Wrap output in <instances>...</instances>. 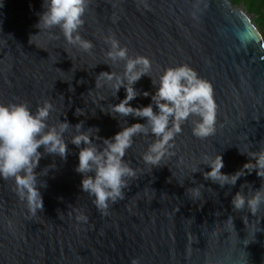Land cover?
Returning <instances> with one entry per match:
<instances>
[{
    "label": "water",
    "instance_id": "obj_1",
    "mask_svg": "<svg viewBox=\"0 0 264 264\" xmlns=\"http://www.w3.org/2000/svg\"><path fill=\"white\" fill-rule=\"evenodd\" d=\"M42 4L2 0L0 103L26 102L35 112L50 102L48 123L66 120V140L77 123L99 129L100 138L144 123L108 112L125 96L123 87L115 96L98 76L123 71V61L105 57L104 38L114 35L129 55L150 60L153 80L167 67L187 64L209 81L215 131L199 139L191 121L184 123L156 166L142 159L154 137L136 135L123 157L135 175L106 215L81 191L74 170L79 149L71 143L64 159L44 154L35 169L38 186L45 185L37 213L17 196L12 179H0V264H130L134 257L139 264H264V205L253 216L230 203L237 191L251 195L264 178L245 169L235 185L221 187L205 178L210 169L202 163L219 154L221 172L234 174L250 162L247 154L264 149V43L251 16L229 0H147V7L140 0H89L79 35L93 47L84 52L66 43L59 28L37 26ZM134 88L155 91L148 76ZM129 103L147 106L150 96Z\"/></svg>",
    "mask_w": 264,
    "mask_h": 264
},
{
    "label": "clouds",
    "instance_id": "obj_2",
    "mask_svg": "<svg viewBox=\"0 0 264 264\" xmlns=\"http://www.w3.org/2000/svg\"><path fill=\"white\" fill-rule=\"evenodd\" d=\"M140 3L147 7V0H140ZM88 4L89 0H43V11L39 15L37 26L42 25L44 30L59 28L66 43L90 52L93 44L79 35ZM104 41L108 46L106 60L112 64L123 61V71H102L98 76L111 83L115 96L121 87L125 91L124 98L119 103L112 104L108 112L122 117L131 115L143 118L144 123H133L121 128L110 138L98 137L96 133L99 129L82 130V123H77L71 126L75 134L66 140L65 133L70 127L66 120L59 121L57 125L48 123L53 107L50 102H43L35 112L26 102L0 103V179L13 180L17 196L32 213H37L43 207L40 188L45 185L40 183L38 186L35 171L40 159L44 154L64 159L68 143L79 149L78 163L74 170L82 176L81 191L93 199L94 206L101 214L106 215L109 204L123 198L126 179L135 175L123 157L136 135L154 137V142L149 144L142 159L145 163L156 166L168 154L171 141L181 132L184 123L191 121V133L199 139H205L215 131L217 105L209 81L199 77L187 64L167 67L157 80H153L149 75L151 62L147 57L129 55L127 47L121 46L114 35L105 37ZM142 76L151 78L154 93L139 92L134 88ZM100 86L99 83L95 84V87ZM138 95L150 96V103L147 106H131L129 102ZM92 129L95 130L94 135L90 131ZM97 139H101L102 143L97 144ZM40 148L43 152L38 151ZM247 155L251 163H245L234 174L221 172L223 160L219 154L202 162L210 169L204 173L205 178L221 187L226 184L235 185L237 179L245 174V169L249 173L255 169L256 175L264 178V149ZM197 171L198 165L193 173ZM192 193L197 198L200 195L197 187L192 188ZM230 203L236 211L247 207L248 213L254 216L261 205H264V185L252 191L251 195L237 191ZM77 220L87 222V217L78 214ZM227 220L231 221V217ZM130 264H139V260L134 257Z\"/></svg>",
    "mask_w": 264,
    "mask_h": 264
},
{
    "label": "rangeland",
    "instance_id": "obj_3",
    "mask_svg": "<svg viewBox=\"0 0 264 264\" xmlns=\"http://www.w3.org/2000/svg\"><path fill=\"white\" fill-rule=\"evenodd\" d=\"M251 16V21L264 43V0H229Z\"/></svg>",
    "mask_w": 264,
    "mask_h": 264
}]
</instances>
